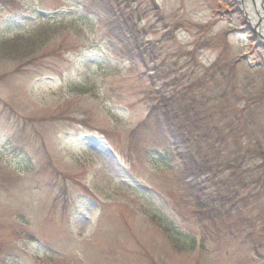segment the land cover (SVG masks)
I'll return each mask as SVG.
<instances>
[{"label":"rangeland","instance_id":"obj_1","mask_svg":"<svg viewBox=\"0 0 264 264\" xmlns=\"http://www.w3.org/2000/svg\"><path fill=\"white\" fill-rule=\"evenodd\" d=\"M263 35L264 0H0V264H264V182L196 205L148 117L171 97L251 149L206 192L263 172Z\"/></svg>","mask_w":264,"mask_h":264},{"label":"trees","instance_id":"obj_2","mask_svg":"<svg viewBox=\"0 0 264 264\" xmlns=\"http://www.w3.org/2000/svg\"><path fill=\"white\" fill-rule=\"evenodd\" d=\"M123 15V13L119 14V11L115 10L114 6H109V9L103 15L100 14V17L103 16L102 21L110 35L115 38H126L130 43L131 41L135 42L136 36L133 31V24L130 22L131 18L123 19ZM39 35L40 33H35L24 36L22 37L24 41L21 37H16L6 43L4 47H7L8 56L15 57L14 55H17V52L31 51L32 53L33 51H38L43 44L51 39L49 33ZM23 43H26V45ZM11 48L12 51L10 50ZM139 57L144 61L142 56ZM214 67L215 65L212 66L213 70ZM191 94L181 89V101L193 99ZM148 117L154 118L172 141L175 156L180 160L178 173L187 183L196 205L205 208L210 203L215 204V195L223 198L220 204L223 205L225 199H229L230 196L232 198L239 197L242 188H246L250 184L248 182L256 185L264 182V171L262 170L263 172L250 176H239L238 178L241 179L242 185L231 188L227 193H223L218 188L216 191L206 192L207 188L200 187L197 180H200L202 176L211 175L204 179L203 182L206 183L208 180L214 179L215 176L218 177L224 171L236 169L238 164L245 160V156L251 149L247 152H241L243 150L239 147L238 140L234 139L230 143L232 139L229 138L228 131L213 125L210 122L209 114L205 118L203 113L195 110L188 111L181 104H177L176 99L171 97L167 99L164 95L159 96L157 102L150 107ZM203 126L205 128H202ZM205 148L208 149L206 150ZM257 156L264 159V152L261 150L260 145ZM233 177L235 176L232 174L231 178ZM220 205H216V207ZM224 213L226 212L222 211V215Z\"/></svg>","mask_w":264,"mask_h":264},{"label":"bare ground","instance_id":"obj_3","mask_svg":"<svg viewBox=\"0 0 264 264\" xmlns=\"http://www.w3.org/2000/svg\"><path fill=\"white\" fill-rule=\"evenodd\" d=\"M251 19L253 20V24L257 27V29L261 30V28L263 26L262 22H260V20L259 21H255L252 17H251Z\"/></svg>","mask_w":264,"mask_h":264},{"label":"water","instance_id":"obj_4","mask_svg":"<svg viewBox=\"0 0 264 264\" xmlns=\"http://www.w3.org/2000/svg\"><path fill=\"white\" fill-rule=\"evenodd\" d=\"M260 22H261V19H260ZM260 32V31H259ZM264 36V35H263Z\"/></svg>","mask_w":264,"mask_h":264}]
</instances>
